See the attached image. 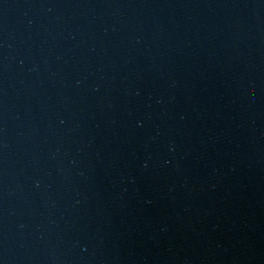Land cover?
I'll return each mask as SVG.
<instances>
[{"label": "water", "instance_id": "1", "mask_svg": "<svg viewBox=\"0 0 264 264\" xmlns=\"http://www.w3.org/2000/svg\"><path fill=\"white\" fill-rule=\"evenodd\" d=\"M0 264H264V0H0Z\"/></svg>", "mask_w": 264, "mask_h": 264}]
</instances>
